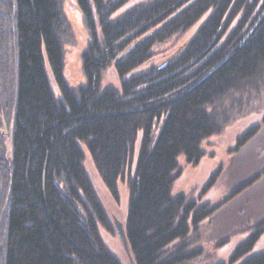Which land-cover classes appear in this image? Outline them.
Masks as SVG:
<instances>
[{
	"label": "trees",
	"instance_id": "obj_1",
	"mask_svg": "<svg viewBox=\"0 0 264 264\" xmlns=\"http://www.w3.org/2000/svg\"><path fill=\"white\" fill-rule=\"evenodd\" d=\"M130 1L74 0L88 33L86 83L69 86L64 47L74 35L64 0H0V123L9 117L7 150L0 136V264H122L101 237L113 230L85 154L114 202L118 183L126 187L122 225L134 264H196L203 253L198 229L216 207L172 188L179 160L197 166L203 142L227 127L226 101L264 84V18L199 83L238 46L264 0H150L117 16ZM198 23L177 55L144 68L155 47ZM107 70L117 85L102 86ZM257 132L248 128L236 147ZM263 232L264 220L228 262L213 264H264V250L253 252Z\"/></svg>",
	"mask_w": 264,
	"mask_h": 264
},
{
	"label": "rangeland",
	"instance_id": "obj_2",
	"mask_svg": "<svg viewBox=\"0 0 264 264\" xmlns=\"http://www.w3.org/2000/svg\"><path fill=\"white\" fill-rule=\"evenodd\" d=\"M150 0H131L117 13L122 14L133 6ZM64 12L71 23L74 42L64 47L63 76L69 86H83L86 83L82 72L81 55L87 48L88 33L74 0H64ZM198 23L184 36L173 37L166 43L155 47V57L148 66H158L174 54H178L186 39L193 35ZM192 37V36H191ZM102 86L117 85L110 70L102 77ZM55 93L58 94L57 89ZM230 107L231 119L219 135L205 140L202 144L204 157L191 166L179 160L180 177L175 181L172 194H183L197 205L216 207L213 214L200 224L198 229L199 246L203 253L196 264L228 262L234 249L244 242L249 234L264 220V84L258 86L247 96H235L226 101ZM9 117L0 123L4 149L9 148L7 127ZM3 125V126H2ZM256 126L258 132L243 146L236 147L237 138L248 128ZM6 128L5 133L4 129ZM5 154V153H4ZM84 168L98 198L111 222L113 233L101 231L106 247L121 261L128 264L114 228V220L123 223L126 217L127 191L125 185L118 183L119 202H114L95 173L87 154ZM218 172L214 185L205 193L204 187L210 176ZM254 176L258 179L248 184ZM244 184L243 188H238ZM264 250V232L256 243L253 252Z\"/></svg>",
	"mask_w": 264,
	"mask_h": 264
},
{
	"label": "water",
	"instance_id": "obj_3",
	"mask_svg": "<svg viewBox=\"0 0 264 264\" xmlns=\"http://www.w3.org/2000/svg\"><path fill=\"white\" fill-rule=\"evenodd\" d=\"M263 18H264V10L260 14V16L257 18V20L254 22L253 26L250 28V30L247 32V34L242 38V40L240 41V43L238 44V46L223 61H221L215 68H213L209 73H207L204 77H202L199 80V83L202 82L205 78H207L210 74H212L215 70H217L221 65H223L240 47H242L244 45V42L247 40V38L250 37V35L260 25V23L262 22ZM130 50L131 49H129L128 51H130ZM123 56L124 55H121V56H119V58H122ZM191 89H189V90H191ZM189 90H186L181 95L185 94ZM178 97H176V98H178ZM114 228H115L116 235H117V237L119 239V242H120V244H121V246H122L125 254L127 255L128 259H129V263L130 264H134L133 263V260H132V257L130 255V252H129V247H128V244H127V241H126V237H125V234H124V229H123L122 223L119 222L118 220H114Z\"/></svg>",
	"mask_w": 264,
	"mask_h": 264
},
{
	"label": "flooded vegetation",
	"instance_id": "obj_4",
	"mask_svg": "<svg viewBox=\"0 0 264 264\" xmlns=\"http://www.w3.org/2000/svg\"><path fill=\"white\" fill-rule=\"evenodd\" d=\"M3 133H5V130H4V132Z\"/></svg>",
	"mask_w": 264,
	"mask_h": 264
}]
</instances>
